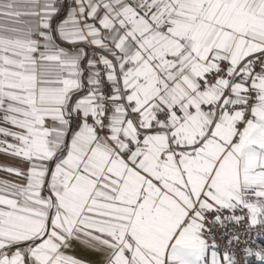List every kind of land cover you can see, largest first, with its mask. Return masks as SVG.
Returning <instances> with one entry per match:
<instances>
[{
  "label": "snow or ice",
  "instance_id": "obj_1",
  "mask_svg": "<svg viewBox=\"0 0 264 264\" xmlns=\"http://www.w3.org/2000/svg\"><path fill=\"white\" fill-rule=\"evenodd\" d=\"M0 264H264V0H0Z\"/></svg>",
  "mask_w": 264,
  "mask_h": 264
},
{
  "label": "built area",
  "instance_id": "obj_2",
  "mask_svg": "<svg viewBox=\"0 0 264 264\" xmlns=\"http://www.w3.org/2000/svg\"><path fill=\"white\" fill-rule=\"evenodd\" d=\"M259 242V241H258Z\"/></svg>",
  "mask_w": 264,
  "mask_h": 264
}]
</instances>
